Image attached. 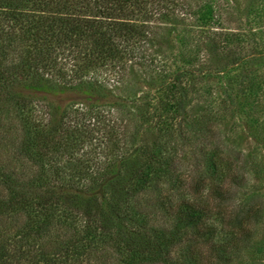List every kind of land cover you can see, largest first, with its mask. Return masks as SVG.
<instances>
[{"label":"trees","instance_id":"obj_1","mask_svg":"<svg viewBox=\"0 0 264 264\" xmlns=\"http://www.w3.org/2000/svg\"><path fill=\"white\" fill-rule=\"evenodd\" d=\"M190 8L189 0H0V264H229L246 247L263 203L235 202L245 180L239 155L231 159L212 134L208 148L182 151L207 133L190 127L185 110L192 71L153 81L162 56L153 23L177 24ZM101 72L160 97L154 106L128 101L140 123L135 144L125 148L103 123V158L78 159L92 140L84 121L114 98ZM67 93L88 107L81 122L56 101ZM4 107L21 132L12 152Z\"/></svg>","mask_w":264,"mask_h":264},{"label":"rangeland","instance_id":"obj_2","mask_svg":"<svg viewBox=\"0 0 264 264\" xmlns=\"http://www.w3.org/2000/svg\"><path fill=\"white\" fill-rule=\"evenodd\" d=\"M189 3L192 15L180 17L181 22L153 23L159 26L153 27L158 33L156 45L162 52V56H155L157 72L153 81L158 85L169 81L176 71H192L185 110L190 127L197 130L201 125L207 133L201 140L194 139L192 132L187 133L192 137L182 151L187 154L203 142L208 148L207 137L212 134L231 159L239 155L245 180L237 190L235 202L260 200L263 212L251 240L229 264H264V0H189ZM98 80L106 82L114 98L94 109L100 118L96 115L84 121L92 140L78 150V159H85L92 152L94 161L103 158L101 151L107 145L99 131L103 123L121 135L125 148L135 144L131 134L139 135L140 123L128 101L146 98L154 106L160 97L154 86L129 78L120 82L109 72H101ZM56 101L61 106L69 104L70 116L79 122L88 109L71 93ZM41 112L36 110V114ZM2 113L8 142L5 147L12 152L14 147L10 146L17 144L21 132L13 111L4 107ZM151 197L148 192L143 196ZM104 256L113 261L109 252Z\"/></svg>","mask_w":264,"mask_h":264}]
</instances>
